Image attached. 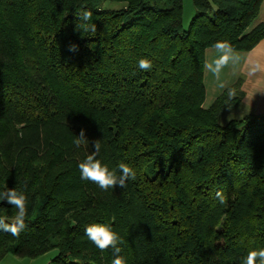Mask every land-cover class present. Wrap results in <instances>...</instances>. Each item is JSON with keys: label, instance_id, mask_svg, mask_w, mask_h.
Listing matches in <instances>:
<instances>
[{"label": "trees", "instance_id": "16d2710c", "mask_svg": "<svg viewBox=\"0 0 264 264\" xmlns=\"http://www.w3.org/2000/svg\"><path fill=\"white\" fill-rule=\"evenodd\" d=\"M194 2L184 29V0H0V191L28 197L19 237L0 231V261L58 250L52 264H112L92 223L118 233L126 264H243L264 248V114L221 125L241 80L205 106L207 49H253L263 0ZM84 9L95 33L75 29ZM96 140L102 164L136 179L107 191L81 179Z\"/></svg>", "mask_w": 264, "mask_h": 264}, {"label": "clouds", "instance_id": "9594fccd", "mask_svg": "<svg viewBox=\"0 0 264 264\" xmlns=\"http://www.w3.org/2000/svg\"><path fill=\"white\" fill-rule=\"evenodd\" d=\"M92 12L86 9L82 10L75 23V29L81 32L95 33L97 26L90 23L92 20ZM213 48L216 52V57L209 63L206 62L205 67L213 73L219 75L229 62H234L239 59L238 55L234 53L231 44L227 41H217ZM77 45L69 46V51H76ZM138 67L141 70H151L152 62L146 58H141L138 61ZM23 133H21V136ZM89 141L85 136L84 129H81L80 134L76 136L74 144L80 147L82 144H87ZM94 151L87 155V157L79 163L81 179L91 181L97 184L102 190L107 191L109 188L119 186L126 187L128 180L136 179V172L133 168L125 163L118 165L119 175L117 170H110L107 165L97 159L100 151L99 140L94 142ZM27 181L25 180V186ZM216 196L220 204L226 203V197L223 193L217 192ZM0 202H7L14 209L16 214L12 218L0 216V231L8 232L12 236L19 237L20 233L27 227L25 218L28 214V197L23 191H18L16 188H6L0 191ZM85 235L88 239L101 251H106L111 248L113 250L114 258L112 264H126L125 259L120 255L121 248L118 246L122 243L118 233L115 232L109 224L92 223L85 228ZM243 264H264V248L250 250L243 260Z\"/></svg>", "mask_w": 264, "mask_h": 264}, {"label": "crops", "instance_id": "0c3cea01", "mask_svg": "<svg viewBox=\"0 0 264 264\" xmlns=\"http://www.w3.org/2000/svg\"><path fill=\"white\" fill-rule=\"evenodd\" d=\"M261 23H264V0L250 29ZM234 53L238 55L239 59L229 62L219 75H213L206 68L207 98L205 106H210L220 94L241 80L244 96L236 107H241L245 116L264 114V38L253 49L246 52L234 50ZM216 55L213 47L207 49L206 62L210 63ZM57 254L55 251H50L34 259L19 258L13 254H8L0 261V264H51Z\"/></svg>", "mask_w": 264, "mask_h": 264}, {"label": "rangeland", "instance_id": "374dc122", "mask_svg": "<svg viewBox=\"0 0 264 264\" xmlns=\"http://www.w3.org/2000/svg\"><path fill=\"white\" fill-rule=\"evenodd\" d=\"M110 7H120L121 4L119 3H110ZM196 15V8L194 0H184V17H183V28L189 29L193 18ZM245 114L241 107H232L228 109L221 119V125L225 126L231 120L234 119H243ZM58 253V250H53ZM52 264V263H51Z\"/></svg>", "mask_w": 264, "mask_h": 264}]
</instances>
